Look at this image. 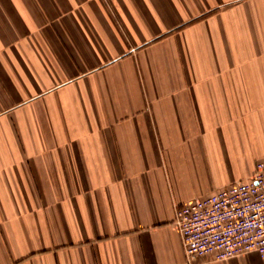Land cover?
<instances>
[{
	"label": "crops",
	"instance_id": "crops-1",
	"mask_svg": "<svg viewBox=\"0 0 264 264\" xmlns=\"http://www.w3.org/2000/svg\"><path fill=\"white\" fill-rule=\"evenodd\" d=\"M263 158L264 0H0V264H264L174 224Z\"/></svg>",
	"mask_w": 264,
	"mask_h": 264
},
{
	"label": "built area",
	"instance_id": "built-area-1",
	"mask_svg": "<svg viewBox=\"0 0 264 264\" xmlns=\"http://www.w3.org/2000/svg\"><path fill=\"white\" fill-rule=\"evenodd\" d=\"M187 259L225 261L246 253L264 258V158L248 182L232 183L175 212Z\"/></svg>",
	"mask_w": 264,
	"mask_h": 264
}]
</instances>
